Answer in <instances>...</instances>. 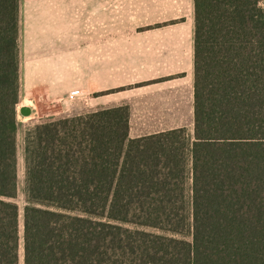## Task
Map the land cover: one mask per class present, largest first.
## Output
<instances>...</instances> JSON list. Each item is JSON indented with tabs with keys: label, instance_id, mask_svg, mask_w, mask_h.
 <instances>
[{
	"label": "trees",
	"instance_id": "obj_1",
	"mask_svg": "<svg viewBox=\"0 0 264 264\" xmlns=\"http://www.w3.org/2000/svg\"><path fill=\"white\" fill-rule=\"evenodd\" d=\"M194 7L193 135L132 139L128 106L35 124L21 237L20 0H0V264L21 240L23 264H264V0Z\"/></svg>",
	"mask_w": 264,
	"mask_h": 264
},
{
	"label": "crops",
	"instance_id": "obj_2",
	"mask_svg": "<svg viewBox=\"0 0 264 264\" xmlns=\"http://www.w3.org/2000/svg\"><path fill=\"white\" fill-rule=\"evenodd\" d=\"M194 35V0H20L23 117L128 106L132 139L193 135Z\"/></svg>",
	"mask_w": 264,
	"mask_h": 264
},
{
	"label": "rangeland",
	"instance_id": "obj_3",
	"mask_svg": "<svg viewBox=\"0 0 264 264\" xmlns=\"http://www.w3.org/2000/svg\"><path fill=\"white\" fill-rule=\"evenodd\" d=\"M56 30L63 32V26L62 23L59 24V26L56 25ZM45 52V49H42L41 55L43 56ZM24 103V99L20 102V105L18 107V120H19V131H18V196L16 198V203L19 206L20 210V236H23V209L26 205V197H25V164H24V140L25 135L28 129L32 128L35 124V121L24 118L20 113V108ZM60 106L58 109L55 108V113L59 114L56 118L63 117V110H67V103L62 101L60 102ZM55 119V118H52ZM50 120V119H49ZM47 121V120H44ZM34 122V123H33ZM39 123V122H38ZM192 133L190 132L189 135ZM188 186H191V180L188 184ZM189 238V236H188ZM20 264H23V247H22V240H21V247H20Z\"/></svg>",
	"mask_w": 264,
	"mask_h": 264
},
{
	"label": "water",
	"instance_id": "obj_4",
	"mask_svg": "<svg viewBox=\"0 0 264 264\" xmlns=\"http://www.w3.org/2000/svg\"><path fill=\"white\" fill-rule=\"evenodd\" d=\"M20 113L22 116L27 117L31 115V110L29 107L23 106L20 108Z\"/></svg>",
	"mask_w": 264,
	"mask_h": 264
}]
</instances>
